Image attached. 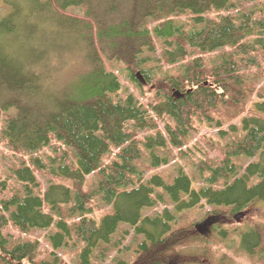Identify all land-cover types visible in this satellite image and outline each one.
Listing matches in <instances>:
<instances>
[{
  "label": "trees",
  "instance_id": "1",
  "mask_svg": "<svg viewBox=\"0 0 264 264\" xmlns=\"http://www.w3.org/2000/svg\"><path fill=\"white\" fill-rule=\"evenodd\" d=\"M23 2L0 18V141L26 157L22 193L0 179V264H207L234 231L264 255L259 225L208 217L264 202V0ZM197 126L217 139L189 175L169 158Z\"/></svg>",
  "mask_w": 264,
  "mask_h": 264
},
{
  "label": "rangeland",
  "instance_id": "2",
  "mask_svg": "<svg viewBox=\"0 0 264 264\" xmlns=\"http://www.w3.org/2000/svg\"><path fill=\"white\" fill-rule=\"evenodd\" d=\"M11 1L20 2L21 4H24L23 0H0V18L12 10L13 6H12ZM120 80L122 81V88H124L128 93L131 92L132 94L136 96L140 94V92L137 91L136 88H134L132 84H130L129 80L125 77V75L122 74V76H120ZM140 82L143 84L144 91L148 92L149 88L146 86V82L142 78ZM234 123L237 124L239 123V121L236 120L234 121ZM217 131H218L217 128H213V127L206 128V126H197V131H195V133L191 136L190 141L188 142L189 146L192 147L193 152H189L190 156H187V158H185L184 160H181V158L179 159V157L177 156H176V159H174L173 161L169 158L170 161H169L168 166L170 167L176 166L177 162H179L178 164H181L184 167V171L187 174L189 175L191 173L196 174L199 163L197 161H194L195 163H193L192 161L198 160L200 158L208 159L210 158V156H212L211 154H214L212 152L203 153L202 151H199V150H204V151L208 150L200 142V139L203 137V134H206L210 138L216 140ZM226 133H227L226 138L222 140V143L226 142L227 140L230 141L232 139L233 134L229 133V131H226ZM142 134L145 135V134H148V132L144 131L142 132ZM54 143L55 142L52 141V144ZM183 148L186 150V152H188L187 145H184ZM43 150L45 153L49 155H53L54 153H56L53 150L52 146L48 147V149L47 147H45ZM161 154H163V152H161ZM174 154L176 153L174 152ZM143 157L144 159H146L145 161H147L146 155ZM25 159L26 157L21 156L19 153H14L11 150V148L3 140L0 141V179L2 177L4 178L7 175V173L10 172V168L16 166L21 160H25ZM48 160L50 161V159ZM28 164L31 165L30 163ZM170 167H167V168L170 169V171H172L173 169ZM49 168H50V165H49ZM10 173L11 174H9V177H7L6 184L4 186L5 187L4 194L10 195L14 192L22 193L23 188H24L22 186L23 181L18 180L15 177V174L13 172H10ZM93 177L95 178L96 176H93ZM37 179L41 187H44L46 180L50 178H48L47 176H43L42 174H37ZM210 210H212V208L206 207L202 209L198 213V215H196V217L194 216V222H195L194 224L202 222L205 217H207L208 215H212V214L206 213ZM216 214L218 215L214 214L212 215V217L210 216L208 217L211 218L214 222H221L223 224L225 223L224 225L226 227H231V228L234 227L236 229L240 227L244 228V226L246 225H259L262 229V233L264 234V202H258V203L253 204L248 209H246L245 212L243 211L240 214L232 215V218H228L226 214L224 213V211H221V212L219 211ZM212 224L213 223H211L209 226L205 228L204 234H207L209 232ZM195 230L197 231V233H199L196 228ZM234 232H231V234L224 239L213 238L212 240H210V244L212 243V245L210 247L209 257H207L204 260V263H207V264H264V255L262 256L258 254L250 255V254L240 251V249L237 248L235 244L236 238L233 235ZM11 234L15 237V239H18V237H20L19 233L14 230H11ZM34 235L38 237V240L40 241L42 248L43 249L46 248L45 245H47L46 244L47 242L43 238V232L39 230V232H37ZM21 238L25 239V238H32V237L26 234V235H22ZM263 251H264V239H263ZM183 264H186V263H183ZM187 264H191V263H187Z\"/></svg>",
  "mask_w": 264,
  "mask_h": 264
},
{
  "label": "water",
  "instance_id": "3",
  "mask_svg": "<svg viewBox=\"0 0 264 264\" xmlns=\"http://www.w3.org/2000/svg\"><path fill=\"white\" fill-rule=\"evenodd\" d=\"M136 75L139 76V73H136ZM211 224V220L210 219H205L202 222L196 223L195 224V228L198 230L199 233L204 234V230L207 226H209Z\"/></svg>",
  "mask_w": 264,
  "mask_h": 264
}]
</instances>
